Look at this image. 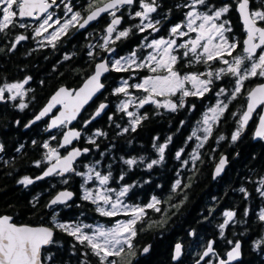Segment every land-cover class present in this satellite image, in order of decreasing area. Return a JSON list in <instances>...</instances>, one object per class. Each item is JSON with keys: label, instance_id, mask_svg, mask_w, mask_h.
<instances>
[{"label": "snow or ice", "instance_id": "6c2138e0", "mask_svg": "<svg viewBox=\"0 0 264 264\" xmlns=\"http://www.w3.org/2000/svg\"><path fill=\"white\" fill-rule=\"evenodd\" d=\"M232 2L236 5V11L241 18L245 32V38L242 41L235 35L230 39L228 35L233 32L232 24L230 20L224 19L223 17L229 13L231 9L230 4L224 3L221 7H216L209 0H187L186 3L177 5L178 8L183 7L189 9L184 14L185 20L183 23H177L172 26L167 38L152 39L149 43L142 45V47L154 49V52L149 53L145 60L138 63L136 53L133 52L130 56H122L119 59H113L111 61V69L117 72L128 71L129 68L135 66L139 69L147 68L153 73V75L143 77L142 82L132 85H129L127 79L122 80L121 86L114 89L116 94L123 93L125 97H130L129 99L121 101L119 110L126 112V115L131 118L130 127L133 131H135L136 125L141 120L147 118L146 115L140 116L138 112L127 111L129 105L136 104L137 100L138 108H143L146 104L153 103L157 107H164L171 111H176L177 104L175 102L170 99H165L161 102L156 97H170L180 92L179 107H184L185 97H203L205 93L211 91V85L214 79L218 81L225 76H230L234 78V86L231 89L230 95L228 94V90L223 87L216 93L217 97L227 96L228 102L225 103L223 100L218 99L215 106L210 107L204 114L202 130L206 135L197 147L203 146V143L212 134V124L219 120L229 104L236 100L237 96L242 92L246 93V104L242 106V112L238 109L237 112L233 113V116L240 113V119L238 121L239 127L233 133L231 139L233 141L238 139L241 132L252 119L254 113H256L259 120V128L255 135L257 137H264V83L250 88H246L245 86V82L250 80V78L264 77V26H258L261 22H264V0H255V3L259 5L256 8H250V0H232ZM133 3L134 0H110V2L104 3L103 6L93 7L90 4L89 14H87L86 18H82L80 12H75L70 18L65 17L64 22L61 23L59 17L53 20L55 13L49 11L53 5H56V0H51V3L49 0H0V32H3L9 25H13V21L17 17L23 19L40 18L42 16L43 18L35 29L37 36L46 32L48 28L59 25L50 34L49 39L51 41L56 40L59 35L65 34L69 27L78 25L79 28H84L91 21L100 17L102 13H108L112 16V19L106 29L107 35L104 37V43L100 47L112 52L114 49L108 48L109 40L116 31V26L121 24V18L117 17L115 13L123 6H131ZM56 6L59 7V5ZM158 6L156 0H152V3L141 2V10L134 13L135 17L140 18V23L135 25L138 31L144 32L147 29H152L153 32H158L160 30L156 27L160 21H153L150 16L151 13L157 11ZM65 9L66 13L72 12V8L68 4H65ZM81 19H83L82 23H80ZM19 27L24 28L25 24L19 23ZM130 31L131 29L119 31L115 39L119 40L122 37H127ZM190 33H196L195 37L177 43L179 38L189 37ZM24 39L26 37L22 35L16 37L17 42ZM238 48L240 52L233 56V52ZM181 49H183V52H180ZM89 55L91 56L92 53L90 52ZM225 56L231 59H226ZM65 58L67 59V57ZM181 60L184 61V67L186 68L203 64L206 66V71H193L182 75L176 69V65ZM215 62L222 63L226 67L214 69L212 68V63ZM109 71V61L104 60L96 65L94 74L76 92L75 96L65 88L59 89L51 98L50 103L30 123L41 120L57 104L63 105L64 110L52 119L48 125L49 129L66 125L72 120H75L83 106L97 92L104 88V84L100 82V78L104 73ZM30 79L31 77H28L22 83H5L0 87V101L5 100V92L11 94L8 99L13 101L17 97L25 95L22 90ZM186 83L191 84V90L185 87ZM130 87L142 90L146 95L131 97L129 93ZM18 107L23 110L28 105L21 102ZM106 107L107 105L101 103L92 119L100 115V112ZM191 107L194 109L195 106L193 105ZM257 109H260V111L257 112ZM87 123H90V121L85 122V124ZM200 123L198 122V124ZM128 130V128H124L123 132H127ZM198 131L199 129L193 130L188 140H192L193 138L200 139ZM96 134L106 135L105 133L99 132ZM80 135L81 133L79 131H67L63 135L61 147L71 144L72 140L74 138L78 139ZM220 139L223 140L224 137L221 136ZM170 141L171 137L168 138V142ZM92 142L94 143V141ZM167 146L168 143L160 145L159 147H156L155 144L153 145L159 153V159L151 160L147 164L148 169H151L153 165L159 164L164 160V153ZM3 147V144H0V151L3 150ZM43 147L48 149V152L45 153L46 161L51 162L55 160V162L47 168L42 177H37V179H42L53 174L60 176L64 173L75 172L73 162L82 154L80 149H73L67 156L61 158L57 149L50 148L47 142L43 144ZM83 152H88V149H83ZM182 152L183 149L177 151L176 157L179 158ZM198 158L199 153L194 152L192 155L193 161ZM139 159L143 161L145 157L141 156ZM137 162L136 158L124 161L129 166L135 165ZM36 163L39 165L40 162L37 161ZM225 163L226 158H221L216 168V175L220 174ZM75 174L85 177V184L81 185L83 199L90 200L93 204L97 205L96 210L102 216L115 217L121 211H127L131 218L118 220L111 227L99 223L93 225L82 222H62L59 220V213L55 212L54 206L59 204L67 205V201L74 194L70 191H61L46 205V207L53 210V215L50 218L51 227L44 226L43 224L37 226L17 224L13 222L12 216L0 215V264H44V262L50 261L52 259L51 254L42 252V249L54 243V229L71 235L79 244L88 247L91 254L98 258L99 264H118V261L114 258L122 257L126 250L127 253L135 256L133 240L137 236L136 226L147 215L146 209L160 211V208L157 207L160 201L154 196L151 202L144 206L125 204L122 198L127 195L131 186H124L119 191L107 187L109 180L112 178L111 171L108 174L102 175L101 172L95 170V166H91L87 168V172H75ZM94 178L99 182V188L95 191L86 187L87 182L92 181ZM123 179L124 176L121 175L120 180ZM20 183L28 185L33 183V181L29 177H24ZM64 183H67V181H64ZM180 183V180H177L176 186L178 187ZM260 186L264 188V179H261ZM240 191L246 193L244 188H241ZM261 194L264 195V192ZM223 215L226 219L223 224L218 226L221 230V236L224 235V229L235 216V212L226 211ZM245 215H247V211ZM259 219L264 221V211L260 212ZM229 243L232 242L229 241ZM257 247H259V242L257 243ZM240 249L241 244L239 242L235 243L232 250L226 253L227 259L218 258V264H229V262L236 260L241 255ZM142 251L147 253L149 248L144 247ZM181 254L182 246L178 243L175 245L173 259L178 260ZM209 254L216 255L211 242L207 245V249L203 252L201 259L208 257ZM84 255L87 256L88 253L86 252ZM82 264H88V262L83 261Z\"/></svg>", "mask_w": 264, "mask_h": 264}, {"label": "trees", "instance_id": "16d2710c", "mask_svg": "<svg viewBox=\"0 0 264 264\" xmlns=\"http://www.w3.org/2000/svg\"><path fill=\"white\" fill-rule=\"evenodd\" d=\"M252 1L255 3V0ZM166 2L170 3V0H166ZM220 3L217 0V5H222ZM255 5L259 7L256 3ZM155 15L159 16L158 10ZM225 17L234 20L237 26L232 34L244 37L245 32L242 31L235 7L232 6ZM135 25L137 24H134L133 34L126 38L124 45L128 46L129 50H142V33L136 29ZM59 46L61 45L59 44ZM92 48L86 42L85 58L82 60L77 56L66 59L60 52L51 54V56L25 58L15 54L10 55L8 45L5 49H0L2 50L0 54V82L28 76L33 79V86L25 95L30 99L28 107L21 110L15 104H0V144L4 146L0 151V214L13 215L17 223L51 225L52 209L46 205L55 193L64 188L73 189L76 195L69 204L58 205L62 216L61 220H80V222L102 220L99 217L101 214L96 210L97 205L82 197L81 185L85 184V177L72 174L68 179L51 177L32 185L20 183L25 176L39 174L41 168L46 164L44 160L46 148L43 147L44 141L48 137L44 127L46 121L43 119L25 129L26 123L39 112L59 86L65 84L70 87H78L93 72L98 56L95 55ZM108 74L109 80L112 77L116 79L115 74ZM263 79L264 77L250 78L245 82V86L250 88ZM222 82L223 80L215 81L217 85ZM110 83L106 79L104 92L82 114L77 125L84 130L80 145L95 153L91 163H96L99 158H101L100 161L104 160L105 166L102 165L95 170L101 172L102 175L111 171L112 178L107 187L112 188L115 176L113 169L109 167L108 157L113 142L117 141L119 146L126 147L130 137H136L140 141H149L155 135H159L161 139L166 140L168 147L175 148L182 145L184 134L188 128L185 123L179 127L180 120L174 115L175 117L173 116L171 119H150L136 131L130 132V134H120L119 130L113 127V117L117 112L114 109L116 102L122 93L116 94ZM226 87L224 88L230 94L232 84H228ZM103 100L111 102L107 112L96 120H89L93 110ZM234 101L240 102L239 108H242L246 102V93L242 92ZM118 114H122V112L118 111ZM231 114L230 110L223 119L224 124L230 122ZM86 121H90V123L85 124ZM198 122H201V118ZM197 125H201V123H197ZM98 132L106 135H97ZM202 133L204 136L206 135L204 132ZM61 134L62 132L59 131L54 135L53 146L59 144ZM169 137H171L170 142H168ZM213 137L214 134L203 143L206 149L203 151L204 155L196 169L177 168L174 163L172 166L167 165L164 169L150 174L149 177L152 180L145 189L146 198L147 196L149 198L150 190H156L155 192L160 198L161 210L157 212L153 209L139 222L141 227L135 237V256L127 253L126 250L122 257H115L118 258V264H181L182 262L183 264H194L196 256L209 241L213 240L215 245L223 250L239 239L243 241L245 255L235 264H261L259 261L262 258L261 254L253 251L251 245L255 242H264V221L259 219V211L264 207V195L260 194L259 198L257 196L248 198L246 193L241 192L240 189H250L255 193L254 181L250 180H253L254 175L258 176L260 173L262 175L264 173V139L253 141L249 132L244 134L235 144L233 151L230 150L231 157L237 151H239V157L231 160V164L226 168L223 176L218 177L219 180L216 181L212 165L207 161L208 151L213 147ZM201 138L198 141H201ZM227 147L228 141L226 140L219 149L224 148L225 150ZM37 161L40 162L39 165H37ZM85 164L86 161L80 159L76 166L77 170L84 172L83 170L86 169L87 171L88 166ZM258 178L257 181L260 185V181L264 177ZM159 179L162 181V186L160 191H157V180ZM177 180L181 182L178 187L176 186ZM86 186L95 191L99 187V182L94 178L92 181H88ZM135 186V188L138 187L136 183ZM262 192H264V188H261ZM224 207L234 209L236 214L225 227L224 235L221 236L218 226L223 224L226 218H223L219 211L221 212ZM246 211L247 215H245ZM177 242H182L185 248L181 263L173 259L174 247ZM147 246L150 247V251L143 254L142 250ZM51 251L54 255L50 261H46L47 264H82L83 261H87L88 264H99L98 258L91 254L88 247L76 243L71 235L58 229L52 250L49 247L45 248L44 253L51 254ZM86 252L87 256L84 255Z\"/></svg>", "mask_w": 264, "mask_h": 264}, {"label": "flooded vegetation", "instance_id": "af4514ba", "mask_svg": "<svg viewBox=\"0 0 264 264\" xmlns=\"http://www.w3.org/2000/svg\"><path fill=\"white\" fill-rule=\"evenodd\" d=\"M106 1L107 0H63V2H62V0H56V5H59V7H57L56 5H53V7L49 11L55 13V15L53 16V20H55L57 17H59L61 19V23H63L65 17L70 18L71 15L75 12H80L81 17L86 18L87 14L89 13V5L90 4H92L93 7H96V6L103 4ZM219 1L221 2L220 4H222V5L224 3H228L231 5V8L233 6L236 9V5L232 2V0H219ZM49 2L51 3V0H49ZM141 2L152 3V0H135L133 5H131V6L125 5L122 8H120L118 11H116V13H115L116 16H121L122 21H121L120 25L116 26V31L112 34V38L109 40L108 48L114 49V51H112V52H109L108 49H104V48L100 47V45H102L104 43V37L107 35L106 29H107V27L110 24L111 19H112V16L109 15L108 13L103 14L98 20L91 23L90 25H88L85 28H79L78 25L75 27H69V29L67 30V32L65 34L59 35V37L56 40H51V41L49 39V36L55 30V28L59 27V25H54L52 28H48V30L46 32H43L40 36H37L35 29L38 27L41 19L43 18L42 16L40 18H23V19H20L17 17L14 19L13 25H9V27L6 28L3 32H0V49H5L6 46L8 45V48H9L8 53L10 55L15 54V55H19L20 57H25V58L37 57V56H39V57L51 56V54H56V53L60 52L62 57H64V58L67 57V59H70L73 56H77V57L81 58V60H82L85 58L86 42H88L90 44V46L93 47L92 49H94L95 55L98 56L97 62L100 60H103L105 58H108L109 64L111 66V61L113 59H119L122 56L127 57V56H130L131 53L135 52L136 56L138 58L137 62L139 63V62L145 60V58L147 57V55L149 53L154 52V49H149V48L143 47L142 50H136V49L129 50V47L125 46L124 43H125L126 38H128L129 36H131L133 34L134 24L140 23V18L135 17L134 13L136 11L141 10ZM186 2H187V0H170V3H167L166 0H156V4L159 5L157 7L159 16L155 15L156 12L151 13L150 16H151L153 21H156V20L160 21V23L158 25H156V27L159 28L160 30L158 32H153L152 29H147L144 32H141L142 38H143V45L149 43L152 39H159L161 37L167 38L169 35V30L172 26H174L177 23H183V21L185 20L184 14L187 11H189V9L183 8V7L178 8L177 5H181V4H184ZM209 2L214 3L216 5V7L222 6V5H220V6L217 5V0H209ZM65 4H68V6L72 8L71 13H66ZM252 8H256L254 1H252ZM238 16H239V14H238ZM223 18L231 21L233 32H234V28L237 27L234 23V20H232L230 18H226L225 16ZM82 22H83V19L80 20V23H82ZM239 22L242 25L240 16H239ZM19 23H24L25 27L24 28L19 27ZM262 23H260L259 25L264 26V22H262ZM126 29H131L128 36L122 37L119 40H116L115 37L118 34V32L126 30ZM242 31L244 32L243 25H242ZM21 35L25 36L26 39L17 42L16 37L21 36ZM195 35H196V33H190L189 37L179 38L177 40V43H180L183 40H186L188 38H194ZM228 35H229L230 39L233 36L232 33H229ZM235 36L237 38H239L241 41L245 38V36L240 37V35H238V34H235ZM145 37H147V39H145ZM59 44L61 46H59ZM1 52H2V50H0V54H1ZM180 52H183V49H181ZM239 52H240V49L238 48L236 51L233 52L232 55L235 56ZM225 58L231 59L230 57H227V56H225ZM218 67H226V66L223 65L222 63H219V62L212 63V68L215 69ZM176 69L179 70L181 72V74L183 75L185 73L193 72V71L205 72L206 66L203 64H197L194 67L186 68V67H184V61L181 60L176 65ZM120 72H121V74H119V72L115 71L114 69H111L110 72H108V73L115 74L116 79L115 78L113 79V77H112L110 80H109V74L108 73H107L108 75L106 74L105 83H106V79L108 81H110L111 82L110 85H112V87H114L113 90L121 85L122 80L127 79L129 82V85H132L135 83L142 82V78L145 76L153 75V73H151L147 68L139 69V68H136L135 66H132L131 68H129L128 71H120ZM117 76H118V78H117ZM28 77H30V76H28ZM28 77L21 78V79H14V80L7 79L5 82H3V81L0 82V87H2L5 83H18V82L22 83ZM130 77H131V79H130ZM221 80H223V82L220 83V85H217L215 83V81H217V80L214 79L213 84L211 85V91H209L208 93H205V95L203 97H199V96L185 97L184 98V104H185L184 107H179L180 95H181L180 92H177L175 95L170 96V97H159V96L156 97V99L161 101V102L164 101L165 99H170L173 102H175L177 104V110L176 111H171V110L166 109L164 107H157L153 103L146 104L143 108H138L137 107L138 100H137L136 104H130L129 105L127 111H131L134 113L138 112V114L140 116H145V115L147 116L146 119L141 120V122L138 125H136L135 131L137 129H139L140 127H142L143 124L146 123L150 119H153V120L154 119H162V118H164V119L170 118L171 119L174 115H176L178 117V120H180V126L179 127H182L181 124L185 123V125L188 128V131L185 132V134H184L182 145H179L175 148H172L171 146H169V147L167 146V148L165 149V153H164V160L159 164L153 165V167L151 169L147 168V164L150 163L151 160H153V159H159V153L156 151V149L153 147V145L155 144L156 147H159L160 145H163L166 143L165 139H163V138L161 139L159 137V135H155L149 141H143V140L140 141L136 137H130L129 144L126 147L125 146H123V147L119 146L117 144V141L113 142L112 147H111V151H110V156L108 157L109 165L113 169V175L115 176L112 188L119 191L120 188H122L124 186H131L127 195L122 198L125 204L144 206V205H147L148 203H150L152 200V197H154V196L160 201L159 196L155 192L156 190H150L149 198H148V196L146 198V193H145L146 190L145 189H146V187H148L147 184H149L152 180L151 177H149L151 173H154L155 171H158V170H162L167 165L172 166V165H174V163H176L175 166L177 168L193 169V170L197 168V166L200 164L201 159L204 155L203 151H205L206 148L204 146L198 148L197 145L200 144L201 141L200 140L198 141V139H196V138H193L192 140H188V137L191 135V132L193 130L199 129L198 136L200 138L202 137L201 138V140H202L204 137V135L202 133L203 132L202 121H203L204 114L208 111V109L210 107L215 106L218 99L223 100L225 103L228 102V99L226 96H223L222 98H220V96L217 97L216 93L219 91V89L221 87L224 88L228 84H232V87H233L234 86V78L230 77V76H225ZM32 86H33V79L31 78L28 81V83L24 85V88L22 90L25 93V95H26L27 91ZM68 87H70V86H68ZM185 87L188 88L189 90H191L192 86L190 83H186ZM226 89H227V87H226ZM129 93L131 94V97H141L143 95H146L145 93H143L142 90H138V89L131 88V87L129 88ZM228 94H229V91H228ZM4 95H5V100L0 101V104L6 103L8 105H12V104L19 105L21 102H23V103H26L28 105L30 102V99L28 97H25V95H23L22 97H17V99L15 101L8 99V97L11 95L10 93L5 92ZM124 97L125 96L122 93L121 97L116 102V106L114 109L117 112H116L115 117H113L114 118L113 127H115V129L119 130L118 132L120 134H130V132H134L132 130V128L130 127L131 118L126 115V112L119 110V102L122 101ZM240 104L241 103L238 101H232L229 104L226 111L224 112V114L222 116H220L219 120L212 124V129H213L212 134H214V137H213L214 139H213V144H212L213 147L210 148L208 151L209 152V155H208L209 158L207 161L210 165H212L213 175H214V169L216 168L218 162L220 161V159L224 155L227 156L229 165L231 164L232 159L239 157V155H240L239 151L235 152L233 157H231V151H233L235 144L239 142V140L244 136V134L249 132L252 140L255 141L254 140V134H255V128H256L258 117H257L256 121L254 120L249 125L246 132H243V131L241 132L240 136L238 137V139L236 141H233L231 139L233 133L239 127L238 121L240 119V113H237L236 116H233V113L237 112L238 109H240L242 112L243 109L239 108ZM245 104H246V102H245ZM193 105L195 106L194 109L191 107ZM231 107H233V109H230ZM229 109L232 111V114L230 115V120H229L230 122H227L226 124H224L223 119L230 112ZM118 111L122 112V114H118ZM199 112H201V115H199ZM179 115H181V116H179ZM199 118H201V125H197ZM45 121H46V123H45L44 127H46V125L48 123V119H45ZM124 128H128L129 130L127 132H123ZM45 134L48 135V137L44 141V143L47 142L48 144L52 145V139H53L54 133L49 134V133L45 132ZM212 134H211V137H212ZM221 136L224 137L223 140L220 139ZM226 140L228 141V147L225 150H224V148L219 149L220 145L222 143L226 142ZM69 149H70L69 146H67L65 148H60L59 145L57 146V151L59 152L60 156H63L64 154H66ZM83 149H88V148L83 147ZM181 149H183V152L181 153V156L179 158H177L176 152L181 150ZM47 152H48V149H46V153ZM89 152H90V149H88V152H86V153L83 152V154H82L81 159H84V161H86L85 166H88V167L95 166V169L101 167L102 165L105 166V164H103L104 160L102 159L103 161H100L101 158H99V160L97 161L98 163L97 162L91 163L93 156H95V153L93 151H91L90 153ZM194 152L199 153V158L196 159L195 161H193V159H192V155ZM141 156L145 157V159L143 161H140V159H139ZM131 158H136L138 161L137 164L129 166V165L124 163L125 160L131 159ZM44 160L46 161V159H44ZM53 161H51V162L46 161V164L44 165L43 168H41V171L44 170ZM185 161H187V163H185ZM83 171L87 172L86 169ZM75 172H79L77 170V168H76ZM75 172H72V173L70 172L66 176L53 175L51 177H55L57 179H59V178H67L68 179V178H70V176L72 174H75ZM121 175L124 176L123 180H120ZM222 176L223 175H221L219 178H221ZM261 176L264 177V173H263V175L261 173L258 176L254 175L253 180H250V181H254L255 193L250 191V189H248V190L245 189L246 193H247L246 196H248V198L249 197L251 198L252 196H257L258 198L260 197L261 187L257 181V178L261 177ZM25 177H29V178L32 177L33 178L35 176H25ZM51 177H49V178H51ZM219 178L216 179V181H218ZM44 180H46V179H44ZM135 183L138 185L137 188H135L136 187ZM157 183H158V186H157L158 190L157 191H160L161 186H162L161 179L157 180ZM87 188H89V187L87 186ZM258 189H259V191H258ZM134 196L136 197V201H135ZM82 197H83V191H82ZM113 198H115V197H113ZM157 207H159L161 210L160 203L157 205ZM54 210L56 213H59L58 218L61 220L62 216L60 215V208L58 206H56ZM152 210L153 209H146V212H147L146 216H148ZM226 211L235 212L234 209L224 207V208H222L221 212L219 211L220 215L222 214L221 216L223 218H226L223 215V213ZM235 214H236V212H235ZM51 215H53V210H52ZM99 217L102 218V220H103L100 223H104V224L105 223H107V224L115 223L118 220H122V219L126 220V219L131 218L127 211H121L115 217H105V216H99ZM61 221H64V220H61ZM74 221L75 220H73L72 222H74ZM136 227H137V234H138L141 225L138 223ZM56 236H57V232H56ZM56 236H55L54 242L56 241ZM73 241H75L76 243L78 242L75 240L74 237H73ZM210 242L213 243V250H214V253L216 255H213V254L209 255V257L204 261V262H207L208 264H217L218 258L226 259L227 258L226 253L235 244L234 243L232 245H228V246H226V248H223V250H222L221 248H219L218 246L215 245V242H213V241H210ZM53 244L49 246V248H51V250H52ZM133 244L135 245V239L133 240ZM207 245L201 249V252L196 256L194 263L200 258L201 253H203L202 251H204V249L207 247ZM251 246H252L251 249L253 251H256L259 254H261L262 258L259 261L261 264H264V242H261V243L259 242V247H257L256 242L253 243ZM53 255H54V253H53V251H51V256H53ZM244 255H245V250H244V245H243V256ZM182 259H178L176 262L181 263ZM235 263L236 262L229 263V264H235ZM181 264H183V262Z\"/></svg>", "mask_w": 264, "mask_h": 264}, {"label": "water", "instance_id": "95a60500", "mask_svg": "<svg viewBox=\"0 0 264 264\" xmlns=\"http://www.w3.org/2000/svg\"><path fill=\"white\" fill-rule=\"evenodd\" d=\"M135 1V0H134ZM108 2H110V0H107L106 2H104V3H108ZM103 3V4H104ZM103 4H101V5H99V6H103ZM251 4H252V2H251V0H250V8H251ZM96 7H98V6H96ZM89 14V13H88ZM103 14H105V13H102L101 14V16L103 15ZM100 16V17H101ZM100 17H98L96 20H98ZM117 17H119V18H121V21H122V17L121 16H117ZM241 19V18H240ZM96 20H94V21H91L88 25H90L91 23H93V22H95ZM88 25H86L85 27H87ZM258 26H261V25H258ZM84 27V28H85ZM104 60H107L108 61V58H105V59H103V60H101V61H99V62H97V64H99V63H101L102 61H104ZM96 64V65H97ZM96 68V67H95ZM109 68H110V65H109ZM94 72H95V70L84 80V82L82 83V85L80 86V87H78V88H74V87H68L67 85H62V86H60L52 95H51V97H50V99H49V101L43 106V108L34 116V117H32L27 123H26V125H25V129H27V128H29V127H31L32 125H34V124H37L38 122H40L43 118H47V117H49L50 115H52L51 116V118H50V120H49V124L51 123V121H52V119H54L56 116H58L59 114H60V112L61 111H63L64 110V108H63V105H60V104H57V105H55L52 109H51V111L48 113V115H46L45 117H43L41 120H39V121H35V123H30V122H32V121H34L35 120V117L50 103V101H51V98L59 91V89H61V88H65V89H67L69 92H71L72 94H73V96H75V94H76V92H78L84 85H85V83L87 82V80L94 74ZM105 75H106V73H104L102 76H101V78H100V82L102 83V84H104V88L103 89H101L99 92H97L93 97H92V99L91 100H89L88 101V103L87 104H85L84 106H83V108L80 110V112L78 113V115H77V117H76V119L75 120H72L70 123H67V129L65 130V132H64V134L67 132V131H69V130H72V131H79L80 133H81V135H80V137L78 138V139H73L72 140V143L71 144H69V145H72V144H75V143H77L78 141H80L81 140V138H82V134H83V130L82 129H80V128H78V127H73V125L78 121V119H79V117L82 115V113L86 110V108L93 102V101H95L101 94H102V92L104 91V89H105V87H106V85H105V83L103 82V78L105 77ZM261 83H264V81L263 82H260V83H258V84H261ZM258 84H256V85H258ZM255 85V86H256ZM255 86H253V87H255ZM101 103H103V104H105V105H107V107L106 108H104L101 112H100V115H98V116H95V119H92V117L95 115V113L97 112V110H98V108H99V105L101 104ZM97 107H96V109L94 110V112H93V114H92V116H91V118H90V120H96V119H98V118H100V117H102L106 112H107V110L109 109V107H110V105H111V103H110V101H107V100H105V101H102ZM55 109H58L57 110V112L55 113V114H53L54 113V110ZM257 111H258V109H257ZM255 115H256V113H254L253 114V117H252V119L248 122V124H247V126L244 128V130H243V132H246L247 131V129H248V126L251 124V122L253 121V119H254V117H255ZM48 124V125H49ZM60 126H58V127H55V128H50L49 129V127H47V129H46V133H49V132H52V131H55V130H57L58 128H59ZM258 128H259V120H258V122H257V125H256V128H255V133H256V131L258 130ZM63 134V135H64ZM264 137H257L256 135H254V139H255V141H259V140H261V139H263ZM62 142H63V136H62V138H61V144H62ZM69 145H66V146H64V147H62V148H65V147H67V146H69ZM73 149H80L81 150V153L83 154V148L80 146V145H75V146H73L72 148H70L69 149V151L65 154V155H63V156H61V158H63L64 156H67L68 155V153L70 152V151H72ZM82 154L80 155V156H78L76 159H75V161L73 162V167H74V164H75V162L76 161H78V159H80V157L82 156ZM222 158H226V163H225V166H224V168H223V170L220 172V174L219 175H216V168H217V166L219 165V162H218V164H217V166H216V168L214 169V179H217L218 177H220L221 175H223L224 174V172H225V170H226V168H227V166L229 165V162H228V159H227V156L226 155H224ZM55 161H53L52 163H54ZM52 163H50L38 176H36L35 178H32L31 180L33 181V183H35L36 181H40V180H43V179H46V178H49L51 175H49V176H47V177H43L42 179H37V177H42L43 176V173L47 170V168L48 167H50L51 166V164ZM66 173H64L63 175H65ZM32 184V183H31ZM61 191H70V192H72L74 195H75V192L73 191V190H71V189H62V190H60V191H58L51 199H53L59 192H61ZM74 195H73V197H74ZM72 197V198H73ZM71 198V199H72ZM51 199L49 200V202L51 201ZM70 199V200H71ZM69 201V200H68ZM67 201V202H68ZM48 202V203H49ZM0 215H8V216H12L13 217V222H15V219H14V216L13 215H10V214H0ZM15 223H17V222H15ZM17 224H27V225H32V226H37V225H41V224H28V223H17ZM44 226H49V227H51L52 225H49V224H43ZM55 233H56V229H54V236H53V239H54V237H55ZM240 244H241V249H240V252H241V255H240V257H238L236 260H234V261H231V262H229V263H234V262H237V261H239V260H241L242 259V257H243V242L241 241V240H239L238 241ZM180 244L181 246H182V254H181V256H180V258L179 259H181L182 258V256H183V254H184V245H183V243L182 242H177L176 244ZM175 244V245H176ZM212 246H213V244H212ZM148 248H149V250H150V247L149 246H147ZM207 249V248H206ZM205 249V250H206ZM204 250V251H205ZM232 250V248L229 250V251H231ZM203 251V252H204ZM42 252H43V249H42ZM174 253H175V247H174ZM143 254H145L144 252H143ZM203 254V253H202ZM210 255V254H209ZM201 257H202V255L200 256V258L194 263V264H197V262H199V263H202V262H204L206 259H207V257H203V259H201ZM221 259H223V258H221ZM227 259V258H226ZM225 259V260H226ZM42 260H43V257H42ZM44 264H46L45 262H44ZM218 264V263H217Z\"/></svg>", "mask_w": 264, "mask_h": 264}, {"label": "rangeland", "instance_id": "374dc122", "mask_svg": "<svg viewBox=\"0 0 264 264\" xmlns=\"http://www.w3.org/2000/svg\"><path fill=\"white\" fill-rule=\"evenodd\" d=\"M122 83V82H121ZM121 86V85H120ZM223 96H220V98H222ZM130 97H124L123 98V100H125V99H129ZM122 100V101H123ZM121 103V102H120ZM50 141V140H49ZM49 147L50 148H55V149H57V146H53V145H50L49 144ZM93 191H94V189H92ZM261 211H264V209H261L260 210V212ZM60 220V219H59ZM122 220H125V219H122ZM61 221V220H60ZM73 220H68V222H72ZM62 222H66V221H62ZM74 222H80V220L78 221V220H75ZM82 222V221H81ZM82 223H84V224H97V223H99V224H103V225H105V226H107V227H111V226H113L115 223H109V224H107V223H100V222H97V221H85V222H82ZM127 254V253H126ZM113 259V258H112ZM114 259H117L118 260V258H114Z\"/></svg>", "mask_w": 264, "mask_h": 264}, {"label": "bare ground", "instance_id": "6f19581e", "mask_svg": "<svg viewBox=\"0 0 264 264\" xmlns=\"http://www.w3.org/2000/svg\"><path fill=\"white\" fill-rule=\"evenodd\" d=\"M83 130V129H82Z\"/></svg>", "mask_w": 264, "mask_h": 264}]
</instances>
